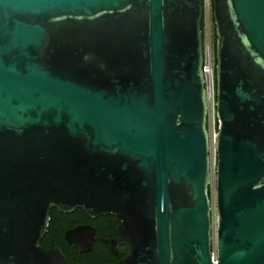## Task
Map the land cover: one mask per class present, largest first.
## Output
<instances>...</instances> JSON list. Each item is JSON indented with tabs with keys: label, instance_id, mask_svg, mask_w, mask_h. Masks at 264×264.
Returning <instances> with one entry per match:
<instances>
[{
	"label": "water",
	"instance_id": "obj_1",
	"mask_svg": "<svg viewBox=\"0 0 264 264\" xmlns=\"http://www.w3.org/2000/svg\"><path fill=\"white\" fill-rule=\"evenodd\" d=\"M212 10L215 214L206 0H0V264H73L52 208L114 216L117 264H264V0Z\"/></svg>",
	"mask_w": 264,
	"mask_h": 264
},
{
	"label": "flooded vegetation",
	"instance_id": "obj_2",
	"mask_svg": "<svg viewBox=\"0 0 264 264\" xmlns=\"http://www.w3.org/2000/svg\"><path fill=\"white\" fill-rule=\"evenodd\" d=\"M52 224L62 225L64 228V251L69 253H77L80 258L83 256L96 255V264H117L119 261L124 259L128 253V249L123 245L118 246L116 251H113L106 241V238L117 234L119 222L114 216L101 215L96 218H92L80 208L74 209L70 212H62L57 208H52L50 211L49 226ZM83 226H90L92 229H94L96 233V239L94 242V247L91 251L80 253L74 244H70L66 240V233L70 230ZM53 246H55V244H53L51 247ZM73 264L82 263L77 262Z\"/></svg>",
	"mask_w": 264,
	"mask_h": 264
},
{
	"label": "built area",
	"instance_id": "obj_3",
	"mask_svg": "<svg viewBox=\"0 0 264 264\" xmlns=\"http://www.w3.org/2000/svg\"><path fill=\"white\" fill-rule=\"evenodd\" d=\"M206 0V5H207ZM213 20V19H212ZM204 65H203V73L205 80V88H206V97L208 104V113H209V125L210 122L214 123V118H216V76H215V51L213 46V32L210 27V20L207 21L206 12L204 17ZM213 120V121H212ZM218 130V129H217ZM210 131V127H209ZM217 137L216 130L213 132ZM210 141H211V132H210ZM212 166V176L215 175L216 180V159L211 162ZM216 254V253H215Z\"/></svg>",
	"mask_w": 264,
	"mask_h": 264
},
{
	"label": "trees",
	"instance_id": "obj_4",
	"mask_svg": "<svg viewBox=\"0 0 264 264\" xmlns=\"http://www.w3.org/2000/svg\"><path fill=\"white\" fill-rule=\"evenodd\" d=\"M204 29V25H203ZM213 46L214 51L216 48V33H215V27L213 24ZM210 194V191H209ZM55 244V246L60 247L64 254L66 255L67 259L71 263H82V264H96V255L93 256H83L82 258L79 257L77 253H69L67 251H64L63 244H65L64 240V228L62 225H51L48 228V231L46 232L45 236L41 240V245L45 248H51V246Z\"/></svg>",
	"mask_w": 264,
	"mask_h": 264
},
{
	"label": "rangeland",
	"instance_id": "obj_5",
	"mask_svg": "<svg viewBox=\"0 0 264 264\" xmlns=\"http://www.w3.org/2000/svg\"><path fill=\"white\" fill-rule=\"evenodd\" d=\"M212 0L207 1V5H206V17H207V21L210 20V27L212 29L213 32V20H212ZM214 123L210 122V132H211V155H212V161L214 162L216 159V136L213 133L215 130L216 132L218 131V122L217 120H215V118L213 119ZM212 120V121H213ZM210 195H211V201H212V206L214 209V214H215V198H216V180H215V175L212 176V181H211V186H210ZM215 217V216H214ZM214 233H216V230L214 231Z\"/></svg>",
	"mask_w": 264,
	"mask_h": 264
}]
</instances>
